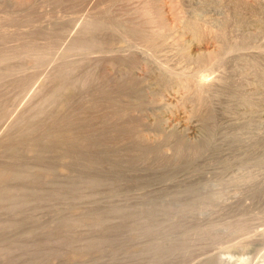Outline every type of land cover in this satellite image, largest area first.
Here are the masks:
<instances>
[{"label":"rangeland","instance_id":"1","mask_svg":"<svg viewBox=\"0 0 264 264\" xmlns=\"http://www.w3.org/2000/svg\"><path fill=\"white\" fill-rule=\"evenodd\" d=\"M201 1L0 0V264H157L175 247L183 253L166 264H192L210 255L218 256V261L209 264H220L219 259L226 264H264L262 171L257 172L254 183L225 185L229 190L224 188L226 193L217 196L206 182L201 183L203 179H180V163L173 166L158 152H152V156L138 149L131 132L137 122L144 126L145 122L152 123L161 109L167 117L192 118L187 113L189 102L188 108L186 103L175 101L172 106L157 109L158 113L155 107L150 112L156 96L163 94L164 100L172 90H163V69H203L211 78L213 69L203 68L207 55L188 63L174 53L175 49L171 53L174 47L169 45L170 50L166 43L163 45L175 35L164 24V2L175 18H187L193 8L205 6L207 19L222 21L226 28L220 31L223 35L213 24L211 32L205 28L210 24L199 22L201 27L197 23L202 31L207 30L202 32L205 44L214 39L216 44L260 49L263 0ZM84 22L91 23L90 30L95 24V29L79 31ZM157 25L163 31L162 47L145 58L148 51L140 53L144 37L151 30L157 31ZM70 32H78L72 44ZM72 45L76 59L68 61ZM85 47L91 52L87 53ZM230 64L234 65L226 64L230 68L228 78L223 77L218 89L228 91L239 86L241 77L249 72ZM259 64V72L264 74V63ZM172 136L164 140L167 145L171 139L170 144L181 139ZM191 137L184 141L187 146L200 142L199 133ZM168 165L174 168L167 169ZM245 174L242 170L240 176ZM87 185L91 192H85ZM232 190L236 196L228 194ZM99 196L104 201L101 198L102 203L93 204ZM153 207V211L147 210ZM144 208L147 212L141 211ZM158 210L162 216L155 214ZM164 216L173 217L165 220V225L173 220L169 225L172 229L164 227ZM140 222L144 229L139 227ZM145 224L152 229L161 224L171 234L166 237L167 230L160 228L148 233ZM137 229L147 230L141 233ZM148 243L155 244L156 251L151 255L146 254Z\"/></svg>","mask_w":264,"mask_h":264},{"label":"bare ground","instance_id":"2","mask_svg":"<svg viewBox=\"0 0 264 264\" xmlns=\"http://www.w3.org/2000/svg\"><path fill=\"white\" fill-rule=\"evenodd\" d=\"M263 2H264V0H263ZM165 4H167V2H164V4H163V6L165 7V8L163 7V9H164L163 10V13H164L163 18L165 21L164 24L169 25L168 27L173 29V31L175 32V35L173 36L172 41L171 42L169 41V44L167 43L168 40H166V42H164L163 45L166 43L168 45V47H169V45L171 47H174V48H172V50H171V47H169L171 50V53H173V49H175L177 52H174V53L178 54L179 56L176 54H174V55H176L178 57H183L188 63L193 62V60L195 62V60L202 58L205 55H207L206 56L207 57L206 58V64L205 65L203 64V68H204V66H206L207 69L208 68L213 69L215 71V73L214 72L212 73L213 70L212 71L210 70L211 72L209 74H211V78H210V75L207 78L204 75L205 71H203V69L200 71H196V70H193L191 68L188 71H172L171 70V72L168 71L167 69H163L164 72H166V73H165V76H162L163 77L162 79L164 81V82L161 81V82H163V87H164V88L163 87L162 88H163V90H167V89H172V90L168 94L169 98H166L164 100L161 99V96L163 94H161V95L156 94L157 95L156 100H155L154 104L152 103L154 106L151 105L153 107H152V110H150V112L153 111L154 107L156 108V112H157L158 110H160L159 108H163L166 106H172L175 101L177 103H180V105H182L183 103L185 104L186 102H189L190 108H188L187 103L185 104V106L187 105V108L189 109V110H187V113L190 114L189 116L192 115L191 116L192 118H189L187 115H186V117H183V118L177 117V116H173V117L168 116L167 117V116L163 115L165 113H163V111L161 109L160 115L159 116L156 115V116H158V117H156L157 119L154 118L153 119L154 121H152V123H146L145 122L146 126H144L143 121L145 119H148V118H145V119L143 118L144 119V120L142 119L143 121L140 120V121H142L141 123L143 125H141L137 122L139 124L137 126V123L136 124L134 123L135 125H133L130 122L131 123L130 125L131 126L133 125L134 126L133 128L136 129L135 131L134 130L131 131L134 134L133 137H134L135 144L138 147V149L140 148L141 150L150 152L151 155H152V152L153 153L158 152L157 154H159L162 159H165L167 163H169V164L172 163L170 165H173V166L175 165V166L179 167V165L181 164V166H182L181 169H180V167L179 168L177 167L179 169V171L175 169L176 171H178L177 174H179V177L181 176L180 179H183V180H186V179L187 180H194V179L201 180V179H203L204 180L207 177H209L208 181L201 180L202 181L201 183L206 182L205 186L208 187L210 190H212L213 191L212 194H214V195L215 194L219 195L220 192L226 193L227 189L230 187L227 188V187H225V185L226 186H229V184H233V185L234 184H238V185L244 184V185H246V184L254 183V181L258 177L257 172L262 171L261 173L262 174L264 173V171H263L264 168H263V170H261L262 167H264V74L263 73L260 74L262 68L258 67V65H260L259 62L264 63V35L262 37H260V39H259L260 43L258 42V45L256 44L257 42L255 43V41H257L258 39L257 40L255 39L254 46L255 45L260 46V49L259 50H253V51L250 50L249 47H246V46H243L240 44H237L239 46H236V45L230 46V44L227 46L226 45L227 43H225V45H224V42L223 43L219 42L220 44H216V42L212 38H211L212 40L209 41L208 44H205V40L203 39L204 42L202 40V32H204V29L202 31L198 27V25L199 26L202 25V24L200 25L199 22L203 23L205 21L206 23L210 24L209 27H207L208 25L206 27L205 26L204 27L211 32H213L211 29V26H212L211 24H213V26L217 30H219V32H220V31H223V28L226 29L225 27H223L222 21L218 19L219 21H221L219 23V21L217 22V20H216V22H214V20L211 21V20L207 19L206 18L207 8L205 6L204 7L201 6L200 8H193L191 10L190 14L187 16V18H185V16H184L185 19L182 18V16L179 18V16L177 15L176 18L178 17L179 19L182 18L185 20V21H183L181 19L183 21V23H182L181 20H178V19L176 20L174 15H172L171 10L168 9L165 6ZM201 4H202V1H201ZM143 13H144V11H143ZM173 14H174V12H173ZM146 15H147V13H146ZM85 20H86V18H85ZM93 20H92V22H93ZM160 20H162V19H160ZM178 21H180L181 24ZM87 22L86 23L84 22L85 23L84 26L82 24L83 27L81 28V30H80V28H78L79 31L83 32L84 30L86 31V29H87V31L90 30L89 26L91 23H87ZM197 23H198V25H197ZM91 26H93L92 29L93 28L95 29V27H94L95 24L94 25L92 24ZM157 27H158V25H157ZM159 28L160 27L157 28V31L151 30L153 33L151 32L149 35L144 37L145 38L144 44H142V45H144V48H142L143 51H141L140 49L139 50H140V53H143L144 51L145 52L148 51L146 53V55H144V53H143L145 58L146 57L148 58L147 55L149 52L152 54V52L153 51L156 52L160 46L162 47V42L164 39L163 33H162L163 31H161L162 29H159ZM153 29H154V26H153ZM164 29H165V27H164ZM206 29H205V32H207ZM98 30H99V28H98ZM22 32H24V31H22ZM93 32H94V30H93ZM97 32L98 31H96V33ZM205 32H204V34H205ZM211 32H210V34H211ZM77 33H75V34H72L71 32L69 33L70 34L69 35L70 43L73 40L75 41ZM121 33H122V30H121ZM221 34L223 35V33H221ZM251 34H253V33H251ZM218 35H220V34L218 33ZM129 36H131V34ZM91 37H92V34H91ZM132 37H133V35H132ZM135 37H136V35H135ZM206 37L207 36L205 35V38ZM135 40L139 42V39H135ZM215 40L218 41L217 38ZM87 41H86V45L89 42V41L88 42ZM121 41H123V40H121ZM65 42H67V41L65 40ZM76 44H78V43H76ZM89 44H90V42H89ZM73 46L74 45L71 46V51L73 53L70 51L72 53L71 54L72 56L74 55V51H73L74 47ZM130 46H131V43H130ZM136 46L137 45H135V48L138 50V46L137 47ZM141 47L142 46H140V48ZM86 51L88 53L90 50L88 51L86 48ZM150 53H149V57H150ZM69 54L70 53H68V55H65V57H67V59H68ZM75 55L73 57L71 56L72 59H71V57H69L70 60H68V61L73 60L76 57ZM80 55H82V54H80ZM58 57H60V56H58ZM154 58L156 59L155 56H154ZM258 58H260V59H258ZM157 61H158V58H157ZM158 62H160V64L162 65L161 61H158ZM227 62H229V65H232V66L234 64H230V63L231 62L235 63L237 67L246 68V70H249V72L247 74H245V78L241 77L242 79H244V81H242V79H240L241 81L238 82V83H240L239 86L235 85V87H233L235 89L228 88V91H225L221 87H220L221 89H218V87L222 86V83H224V81H223L221 83V85L219 84L220 81L223 80V77L228 78L227 74L230 72L229 71L230 68L226 67ZM258 68H260V72H259ZM207 69H206V71H207ZM197 70H199V69H197ZM171 73H172V76L169 75ZM40 87L42 88V86H40ZM230 87H231V85H230ZM37 90H39V88ZM226 90H227V88H226ZM231 90H233V91H231ZM37 92H39V91H37ZM125 97H126V95H125ZM110 101H111V99H110ZM112 101L114 102V100H112ZM124 103L126 104L125 101H124ZM131 107H133V106H131ZM113 108H114V106H113ZM140 108H141V106H140ZM140 108H139V110H140ZM146 109H147V107H146ZM146 109L144 110L145 112H146ZM148 109H150V108L148 107ZM148 109H147V111H148ZM122 110L125 111V109H122ZM132 111H129V112H132ZM125 112H127V110ZM154 112H155V109H154ZM156 112H155V114H156ZM108 113H110V112H108ZM125 114L126 113H124L123 115H125ZM141 115H142V113H141ZM138 116H140V115H138ZM109 117H111V116H109ZM14 119L16 120L17 118H14ZM16 121H14V122H16ZM149 121L150 120H148V122ZM83 122H85V121H83ZM72 124H74V123H72ZM4 125H6V124H4ZM205 126H207V127L205 128ZM8 128H9V126H8ZM2 131H3V129H2ZM197 133L200 134V137H199L200 142L197 143L196 141H194L197 144L195 143V145L193 147L187 146L188 144L186 145L184 142L185 139L188 140L190 135H192V137H193ZM204 133H205V135H204ZM169 135H171V136L177 135L176 138L177 139L181 138L182 140L180 139L178 141H174L175 143L172 142L175 144L174 145V144H170L171 140L173 141V139H171L169 145H167L168 143L166 144L164 142V140L167 138V136L169 137ZM0 137H1V135H0ZM131 137H132V135H131ZM129 139H130V137H129ZM167 139H170V137ZM133 142H131V143H133ZM163 142L166 145H164ZM167 142H169V141H167ZM189 143H191V142H189ZM162 144L164 147L161 146ZM192 144H194V143H192ZM157 154H156V156H157ZM260 155H262V157H260ZM152 156H155V154H153ZM163 164H165V163H163ZM260 164L262 165V167ZM170 165H168L167 169L171 170L173 166L171 167ZM250 167L252 169H249ZM254 168H256V169H254ZM259 168H261V169H259ZM242 170H244V173H246V174L241 177L240 173ZM221 174H222V177H220ZM211 177H213V178L220 177L221 179L219 178L220 180H218V179L213 180V178H212V180H211ZM178 178H176V179H178ZM168 181H169V179H168ZM196 181H193V182H196ZM255 183H257V181ZM203 184H201V185H203ZM223 185H224V187H223ZM258 185H259V183H258ZM206 187H204L205 190H206ZM221 187H223L222 190H220ZM253 187H255V186H253ZM85 188H86L85 192L86 191L91 192L90 187L88 185ZM224 188H227L226 191H223ZM241 188H242V186H241ZM245 189H241V190H245ZM234 191L232 190L233 193H234ZM233 193H228V194H232L233 196L235 194H237V193H234V194ZM86 194H88V193H86ZM239 194H240V192H239ZM243 194H241V195H243ZM205 195L207 196V193ZM222 195L224 196V194H222ZM225 195H227V194H225ZM210 196H211V194H210ZM101 198L99 196L97 198V200H93V204H97V202L99 203L103 199V198L102 199ZM226 198H229V197L226 196ZM230 198H232V197L230 196ZM236 199H239V198H236ZM226 200H228V199H226ZM103 201H104V199H103ZM222 201L223 200H221V202ZM100 203H102V201ZM223 205H225V204H223ZM147 207H149V206H147ZM172 207H173V205H172ZM166 208L169 209L170 207H166ZM153 209H154V207L152 209L147 208V210H150V211L151 210L153 211ZM143 210H145V208L142 209L141 211L143 212ZM160 210H161V208H160ZM158 212L160 215L163 214L162 211L160 212L159 210L155 214H158ZM181 214H182V212H181ZM170 216H172V215H170ZM170 216H168V217L164 216V218L166 217L167 219L162 218L164 220V223L163 222L162 223H163L164 227L167 226L168 228L172 229L169 225L172 223L173 220H171V222H169V225H165V222L167 224V221H165V220H169ZM157 218H159V216ZM171 218H173V217H170V219ZM159 219H154V221L155 220L158 221ZM162 219H161V221H163ZM161 221H158V222L160 223ZM176 221H178V220H176ZM148 222H144V223H148ZM142 223L138 224V225H139V227L143 228L142 225H144V223L143 224ZM161 224H160V226H159V224L157 225V227H156L157 231L159 230V228H160V231L161 230L163 232L166 231L167 229L166 230L162 229L163 225H161ZM96 225H98V224H96ZM112 225L115 226L114 224H112ZM145 225L146 226H144V227L148 229V230L147 229H145V230H147L148 233L156 230L155 228H154L155 230L152 229V227L150 228V226H147V224H145ZM154 225H155V223L153 224V226ZM135 227L137 228V226H135ZM115 228H117V226ZM115 228H113V229H115ZM132 228L134 229V226ZM142 228H140V229H142ZM133 229H132V231H134ZM140 229H137L136 231L140 232L141 231ZM150 229H151V231H150ZM170 229H169V231L167 230L168 233H166V237H168L169 234H171ZM214 229H215V227H214ZM214 229L212 231H210V228H209V231L214 232ZM116 230H119V229L117 228ZM127 230H129V229H127ZM145 230H143V231L145 232ZM143 231H141V233ZM203 231H201V232H203ZM209 231H206V232H209ZM130 232H131V230H130ZM132 233L133 232H131V234ZM141 233H140V235H141ZM134 234H136V232H134ZM167 234H168V236H167ZM243 243H245V242H242V244ZM154 245L155 244H153V243H148L146 245V254L151 255L153 252L156 251V248ZM240 246H241V244H240ZM181 251H182V249L177 248V247L173 248L172 250H169L168 252H166L161 257L160 261H158L157 264H166L174 256L181 255L183 253V251L182 252ZM217 258H218V256L210 255L207 257H202V258L198 259L195 263H192V264H209L210 262L213 263V261L216 260ZM216 261H218V260H216ZM219 261H220L219 262L220 264H226V262L224 260L219 259ZM227 263H228V261H227Z\"/></svg>","mask_w":264,"mask_h":264}]
</instances>
